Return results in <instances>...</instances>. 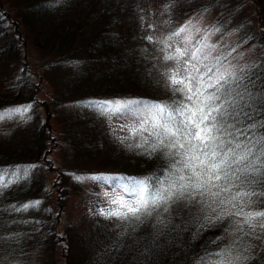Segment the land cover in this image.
Masks as SVG:
<instances>
[{"label":"trees","instance_id":"obj_1","mask_svg":"<svg viewBox=\"0 0 264 264\" xmlns=\"http://www.w3.org/2000/svg\"><path fill=\"white\" fill-rule=\"evenodd\" d=\"M12 8L19 17L0 1V87L9 98L0 102V264H264L259 221L208 220L187 199L138 220L101 215L113 199H130L123 186L133 178L166 186L171 171L168 150L150 148V114L153 104L184 94L158 87L157 61L165 59L146 39L156 43V32L181 40L172 33L209 18L228 35L215 60L200 59L201 73L212 68L209 83L223 76L216 88L234 106L229 131L244 128L250 139L236 137L247 144L243 154L264 143V0H16ZM31 65L57 73L50 103L71 110L60 128L65 137L36 107ZM89 101H112L113 109L102 114ZM116 101L132 104L117 111ZM14 131L30 134L17 141L25 151L9 144ZM242 175L250 181L241 189L251 194L245 210H264V157L257 153Z\"/></svg>","mask_w":264,"mask_h":264},{"label":"snow or ice","instance_id":"obj_2","mask_svg":"<svg viewBox=\"0 0 264 264\" xmlns=\"http://www.w3.org/2000/svg\"><path fill=\"white\" fill-rule=\"evenodd\" d=\"M189 24L191 21L172 35L184 33ZM146 39L152 41L153 38L148 36ZM201 51L202 48H196L190 53V59L184 60L183 71L186 75L181 77V69L177 67L169 76L172 85H179L176 91L183 93L184 99L171 105H152L154 111L150 114V135L155 143L150 148L155 151L158 147H163L168 150L167 155L174 158L166 186L159 180L153 185L148 178H133L130 184L123 186L130 199L125 200L123 196L113 199L111 203L115 207L107 212L101 210V215L138 220L142 215H150L160 205L166 206L170 201L187 199L200 204L201 211L208 213L205 219L241 217L242 220L236 221L238 225L242 223L254 227L253 221L256 220L260 227H264V210L246 211L251 194L241 191L250 182L248 176L242 173L255 162L257 153L264 157V143H261L256 152L243 154L247 144L242 145L236 137L243 136L245 141L250 142L249 136L244 128H240L238 132L229 131L228 120L235 117L233 103L227 101V92L221 95L220 89L216 88L223 76L212 83L205 80V76L212 73V68H207V73H201V66L207 67L198 56ZM185 56H189L186 48H176L174 55H166L164 59L174 60L179 65ZM207 59L208 56H204V60ZM208 79L211 80L212 77L209 76ZM210 88L215 90L209 92ZM221 101H227L228 106L225 107ZM131 104V101L127 104L116 101L115 110L129 108ZM88 106L106 114L113 109V102L89 101ZM233 187L236 188L235 195H224ZM164 210L167 211V207Z\"/></svg>","mask_w":264,"mask_h":264},{"label":"rangeland","instance_id":"obj_3","mask_svg":"<svg viewBox=\"0 0 264 264\" xmlns=\"http://www.w3.org/2000/svg\"><path fill=\"white\" fill-rule=\"evenodd\" d=\"M7 8H9L12 13L13 17L17 18L18 10L12 8V5L15 3L16 0H0ZM196 21V22H195ZM193 23L188 25V28L184 33H181V40H176L175 37H170L168 35H164L162 33L156 32V43L149 41L147 39V46L154 51L162 50V57L164 58L166 55H174L175 49L178 45H183L181 49H187L189 56H185L182 58L179 65H177L176 61L174 60H164V61H157L158 64V87H169L170 89H175L176 86L179 85H172L169 76L171 75L172 70L179 67L181 69V77L186 75L184 73V60L190 59V53L194 51L196 48H202V51L198 53L199 58H203L204 56H208L209 60L207 63H211V61L215 60L218 54L230 44V40L227 39L228 35L222 34L219 36V31L215 30L213 26L210 25L209 18H202L201 20H195ZM188 37V39H185ZM206 37V39H205ZM162 46V48L160 47ZM204 45H208L205 47ZM214 46V47H211ZM165 48V50H164ZM142 58V57H149V53H136L135 58ZM192 63H197L196 61H192ZM237 64V61H235ZM37 66L35 68V73L31 74V79L33 82L38 83V89L35 92L36 95H33L37 98L36 107L39 109L42 118H48L50 127L55 134V136L61 135L60 128L62 125V120L65 119V116L71 115V110L66 111L65 108L68 106L66 105L65 108L55 107L53 108V104L50 103L52 99V91L55 87L53 84H56V71H49L48 68H44V65H31L30 67ZM169 70V72H168ZM39 75H42L39 78ZM28 76V77H30ZM178 77V78H181ZM47 80L49 82H47ZM52 84V85H51ZM5 88L1 90L0 87V102L4 103L9 100L7 96H4ZM32 96V97H33ZM28 99V97H26ZM41 101V103H39ZM52 111V113H51ZM146 110L138 111L133 117L132 122L136 125L140 123L141 118L144 116ZM7 123V121L4 119ZM4 123V122H3ZM1 124V126L3 125ZM30 134L24 131H14L13 134L8 137V142L10 145H18L17 141L22 138H28ZM29 139V138H28ZM19 146V145H18ZM22 151H25L27 147L19 146ZM52 159L56 164L60 163V154L59 152L54 149L52 152ZM6 160V159H2Z\"/></svg>","mask_w":264,"mask_h":264}]
</instances>
